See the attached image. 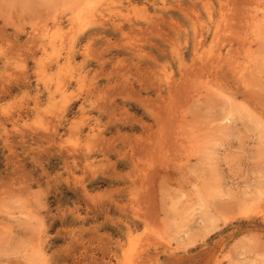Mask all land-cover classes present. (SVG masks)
I'll use <instances>...</instances> for the list:
<instances>
[{
    "label": "rangeland",
    "instance_id": "obj_1",
    "mask_svg": "<svg viewBox=\"0 0 264 264\" xmlns=\"http://www.w3.org/2000/svg\"><path fill=\"white\" fill-rule=\"evenodd\" d=\"M0 264H264V0H0Z\"/></svg>",
    "mask_w": 264,
    "mask_h": 264
},
{
    "label": "bare ground",
    "instance_id": "obj_2",
    "mask_svg": "<svg viewBox=\"0 0 264 264\" xmlns=\"http://www.w3.org/2000/svg\"><path fill=\"white\" fill-rule=\"evenodd\" d=\"M81 1V0H80ZM88 10V9H87ZM90 10V9H89ZM53 22V21H52ZM56 25V24H55ZM24 75V74H23ZM101 92V91H100ZM165 98V97H164ZM149 130V129H148Z\"/></svg>",
    "mask_w": 264,
    "mask_h": 264
}]
</instances>
